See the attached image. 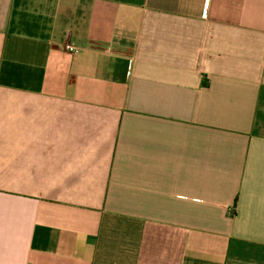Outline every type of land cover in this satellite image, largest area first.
Instances as JSON below:
<instances>
[{
    "label": "crops",
    "instance_id": "obj_1",
    "mask_svg": "<svg viewBox=\"0 0 264 264\" xmlns=\"http://www.w3.org/2000/svg\"><path fill=\"white\" fill-rule=\"evenodd\" d=\"M0 264H264V0H0Z\"/></svg>",
    "mask_w": 264,
    "mask_h": 264
},
{
    "label": "built area",
    "instance_id": "obj_2",
    "mask_svg": "<svg viewBox=\"0 0 264 264\" xmlns=\"http://www.w3.org/2000/svg\"><path fill=\"white\" fill-rule=\"evenodd\" d=\"M65 49L69 52H73L74 51V48L71 47V46H66Z\"/></svg>",
    "mask_w": 264,
    "mask_h": 264
}]
</instances>
